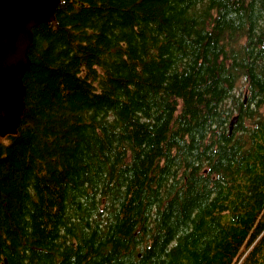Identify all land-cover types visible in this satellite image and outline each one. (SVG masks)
Returning a JSON list of instances; mask_svg holds the SVG:
<instances>
[{"label": "trees", "instance_id": "16d2710c", "mask_svg": "<svg viewBox=\"0 0 264 264\" xmlns=\"http://www.w3.org/2000/svg\"><path fill=\"white\" fill-rule=\"evenodd\" d=\"M0 137V264H264V0H61Z\"/></svg>", "mask_w": 264, "mask_h": 264}, {"label": "water", "instance_id": "95a60500", "mask_svg": "<svg viewBox=\"0 0 264 264\" xmlns=\"http://www.w3.org/2000/svg\"><path fill=\"white\" fill-rule=\"evenodd\" d=\"M60 1L0 0V137L18 132L26 107L24 75L31 64L34 28L55 20Z\"/></svg>", "mask_w": 264, "mask_h": 264}, {"label": "bare ground", "instance_id": "6f19581e", "mask_svg": "<svg viewBox=\"0 0 264 264\" xmlns=\"http://www.w3.org/2000/svg\"><path fill=\"white\" fill-rule=\"evenodd\" d=\"M1 138H3V137H1Z\"/></svg>", "mask_w": 264, "mask_h": 264}]
</instances>
